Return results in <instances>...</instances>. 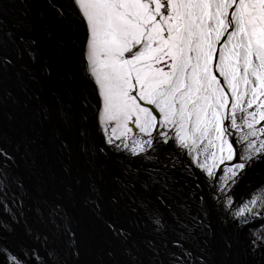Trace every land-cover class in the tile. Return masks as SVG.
I'll use <instances>...</instances> for the list:
<instances>
[{
  "label": "snow or ice",
  "instance_id": "snow-or-ice-1",
  "mask_svg": "<svg viewBox=\"0 0 264 264\" xmlns=\"http://www.w3.org/2000/svg\"><path fill=\"white\" fill-rule=\"evenodd\" d=\"M52 7L78 33L100 151L130 165L125 189L137 183L156 189L137 198L133 210L164 240L168 264H193L183 230L191 231L186 218L195 223L207 215L208 203L248 229L251 250L264 248V173L236 194L249 169L264 161V0H65ZM11 63L0 57L5 67ZM12 159L0 147V236L14 237V225L23 224L33 243L0 242V264H67L48 235L26 223L24 198L10 178ZM47 223L78 255L58 204Z\"/></svg>",
  "mask_w": 264,
  "mask_h": 264
},
{
  "label": "water",
  "instance_id": "water-1",
  "mask_svg": "<svg viewBox=\"0 0 264 264\" xmlns=\"http://www.w3.org/2000/svg\"><path fill=\"white\" fill-rule=\"evenodd\" d=\"M20 1L24 9L21 16L0 11V57L6 54L12 59L7 67L1 64L4 69L0 72V82L4 94L14 105L13 110L0 100V134L5 137L9 135L18 142L24 140L35 147L40 155L37 159L39 166L43 162L42 157L47 161V170L41 169V186H37L23 170L19 157L9 150L13 154L9 162L10 175L20 186L24 201L27 204L44 202L47 211L58 204L75 231L78 255L72 254L64 245L62 235H53V225L44 227L45 230L40 233L48 235L49 245L56 248L60 257L67 260V264H130L124 258V252H119L121 244L116 242L115 234L108 227L112 223L117 228H123V235L132 241L133 247L130 251L126 249L129 257H133L131 264H167V257L152 247L160 243L167 251L164 240L153 230H148L144 225L132 224L130 220L133 212L139 218L142 217L139 211L133 210L135 207L132 202L140 197L148 198L156 189L145 190L140 183L134 189H125V183L130 179L126 175V168L130 165L121 155L111 150L100 151L101 139L95 131L91 104L92 89L81 68L77 43L73 49H67L65 56L56 52L47 40V21L38 12L39 6L44 2V5L48 4L56 12L52 4L59 5L65 0ZM17 28L27 32L23 41L32 55L25 60L14 59L1 41V36L12 34ZM73 32L74 40L77 41L78 33ZM24 75L34 85L31 100L23 97L26 87L17 85L18 81L24 82ZM26 102L25 106L35 119L33 127L36 131L28 128L30 121L23 107ZM10 111H16L20 126L11 118ZM3 115L9 119L5 121ZM59 145L64 149L62 153L66 159L63 167L56 163V148ZM137 164V161H133L131 167ZM252 170L260 172L254 180L262 178L264 161L256 162ZM177 179L181 184L184 183L183 177L178 176ZM243 184L245 181L240 185ZM120 190L131 199L129 205L124 206L122 199H119ZM198 207V203L192 205L193 215ZM205 208L207 215L201 213L199 222H195L198 230L184 231L185 239L182 243L192 253L193 262L264 264V248L251 250L248 241L244 240V227H237L232 221L220 218L211 203L206 204ZM222 221H225L224 224ZM17 231L27 243H33L24 236V232ZM180 231L177 230L175 235L179 236ZM56 237L58 241L54 244L52 240ZM144 243L155 254L150 261L142 251ZM171 247L168 245V248Z\"/></svg>",
  "mask_w": 264,
  "mask_h": 264
},
{
  "label": "bare ground",
  "instance_id": "bare-ground-1",
  "mask_svg": "<svg viewBox=\"0 0 264 264\" xmlns=\"http://www.w3.org/2000/svg\"><path fill=\"white\" fill-rule=\"evenodd\" d=\"M18 1L17 4L11 8L8 5V2L6 0H0V11H6L10 14L13 13H17L18 16H21L24 13V9L21 6V1L20 0H16ZM46 2V1H45ZM48 3V2H47ZM39 11L41 14H43L44 20L49 18H55V20L57 19L60 22V26L61 28L66 31L65 33L67 34L66 37V42L64 44V47L62 48H55V42L53 41V39L50 37V31L48 30V26H47V32H46V37L48 42H50L52 44V47L54 48V50L56 52H61L63 55H67V49H73L74 46L76 45V41L74 40V32L70 29V27L67 25V23L60 17L59 13L54 10L51 9V7H48V4L44 5V2L42 4H40L39 6ZM50 15V16H49ZM55 23V22H54ZM48 32L50 33L48 35ZM12 33V31H11ZM27 32H24L22 29L17 28L13 31L12 34H8L6 36H1V41L2 44L5 45L6 47V51L9 55H12L14 57V59H23L25 60L26 58H29V55L27 54H20L19 53H24L25 49H28L26 47V43L21 40L20 38L23 37L25 38ZM1 49V46H0ZM3 66L0 64V72H3ZM7 71V70H6ZM64 75V74H63ZM25 76V75H24ZM17 85H22L24 87H26L27 90H24V96L25 99L27 100H31L32 97V90L33 88V84L31 83V81L29 80L28 76H25L24 78V82H17ZM90 92V89H89ZM0 100L1 103L4 105H8L10 108L12 107L14 110V105L12 100L7 96V94H4V87L2 86L1 82H0ZM27 104V102L24 104V112L26 113L27 117L29 118V129H31L32 131H36V129L33 127V125L35 124V119L33 117V115H31V111L30 109H27V107L25 106ZM11 112V118H14L17 122L18 125L20 126L21 123L19 122V118H17V114L16 111H10ZM2 118L7 121L9 118L8 116L6 117L5 115L2 116ZM0 147H4L9 153H10V149L14 152L13 154L19 157V161H21L22 164V168L23 170L26 172L28 178L31 180V182H33L34 184H36L37 186H41V169H46L48 167V163L46 160L43 159L42 157V164L41 166H39L38 163V158L40 157L39 152L37 151V149H35V147H33L31 144L25 142L24 140H20L19 142L11 137H5L3 134H0ZM64 149L61 148V146L59 145L56 148V163L58 164L59 167H63L64 163H65V155L62 153ZM11 155L12 152L10 153ZM257 172V171H256ZM256 176V175H255ZM10 178L14 181L12 187L15 191H17L20 195H22L21 192V188L20 186L17 184V182H15V179L13 178V176L10 175ZM244 189V188H243ZM65 192V191H64ZM119 199H122V201L124 202V206L129 205L132 201L131 199H129L126 194L120 190L119 191ZM128 198V199H127ZM134 207L136 208V204L134 203V201L132 202ZM37 209H40L45 216V219L42 221L40 218V214L37 212ZM24 219L26 221V223L28 225L31 226V228L33 229L34 232H41V230L44 229V227H50L52 224L47 223V213H48V209L47 206L44 202L41 201H37L36 204L34 203H29L27 204L24 201ZM139 211V210H137ZM167 215V212H165ZM131 221L132 224L135 225H144L148 230H153L152 225L147 221V218H145L144 215H142L141 218H139V216L133 212V214H131ZM230 221H232L231 219H228ZM225 221H222V223L224 224ZM186 223H188L189 228L191 229V231H196L198 230V227H196V224L191 222L190 218H186ZM221 223V224H222ZM15 227V236L14 237H2L0 236V242H6V243H10L12 239L15 238H21L19 235V232L17 230L20 231V233L24 232V225L23 224H19V225H14ZM45 230V229H44ZM183 231H188L187 229H184ZM54 232H55V228H54ZM245 233V232H244ZM247 237V236H246ZM115 240L116 242H118V244H121V247L119 248V252H121L124 256V258L126 259V261L128 263H133V257H129V252L126 249H130L133 247L132 241H130L127 237H125L124 235H117L115 234ZM33 242V240H31ZM54 242V244H56V242L58 241L57 237L55 239L52 240ZM152 247L155 248V250L162 256L167 257V260H169L168 256L166 255V250H164V246H162L160 243H155L152 245ZM135 248V247H134ZM150 246L147 245L146 243H144L143 245V249L142 251H144L145 257L149 259L152 258L155 254L154 252L150 251ZM126 254V255H125ZM238 257H240V255H238ZM168 264V261H167ZM193 264H198L195 262H193Z\"/></svg>",
  "mask_w": 264,
  "mask_h": 264
},
{
  "label": "rangeland",
  "instance_id": "rangeland-1",
  "mask_svg": "<svg viewBox=\"0 0 264 264\" xmlns=\"http://www.w3.org/2000/svg\"><path fill=\"white\" fill-rule=\"evenodd\" d=\"M7 2H8V5L11 7V8H13L16 4H17V2L18 1H16V0H6ZM46 21H47V26H48V30L50 31V33H52V34H50L49 32H48V35L50 34V37L53 39V41L56 43L55 44V48L57 49V48H62V47H64V44H65V42H66V37H67V34L65 33L66 31H64L62 28H61V26H60V22L56 19L55 20V18H49L48 17V19H46ZM55 22V23H54ZM65 48V47H64ZM259 176L260 175V172H256V171H253L252 169H249V172H248V174H247V176H245L244 178H243V180L242 181H245V184H243L242 186L241 185H239L237 188H236V194L239 196V195H241L243 192H244V190H245V186L246 185H248L249 183H250V178L252 179V180H254V178L256 177V176ZM241 181V182H242ZM244 188V189H243ZM142 215H143V212L142 211H139ZM219 217L221 218V216L219 215ZM245 233H243V236H244V240L245 241H248V229L247 228H245V231H244ZM247 236V237H246ZM152 258H154V257H152ZM153 260V259H152ZM155 262V261H154Z\"/></svg>",
  "mask_w": 264,
  "mask_h": 264
}]
</instances>
